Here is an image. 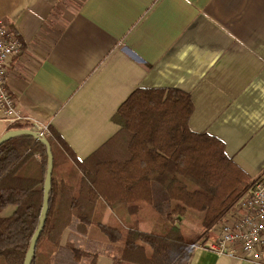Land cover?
<instances>
[{"label":"crops","instance_id":"0c3cea01","mask_svg":"<svg viewBox=\"0 0 264 264\" xmlns=\"http://www.w3.org/2000/svg\"><path fill=\"white\" fill-rule=\"evenodd\" d=\"M0 18L23 43L6 83L28 117L0 120V137L50 126L84 159L135 88L175 87L194 130L264 169V0H0ZM190 264L254 263L197 248Z\"/></svg>","mask_w":264,"mask_h":264},{"label":"trees","instance_id":"16d2710c","mask_svg":"<svg viewBox=\"0 0 264 264\" xmlns=\"http://www.w3.org/2000/svg\"><path fill=\"white\" fill-rule=\"evenodd\" d=\"M194 109L183 89L137 87L112 117L118 131L84 159L48 126L52 186L32 264H190L261 176L194 130ZM47 168V147L31 135L0 145V210L15 207L0 217V264L25 263Z\"/></svg>","mask_w":264,"mask_h":264},{"label":"built area","instance_id":"2783aa9c","mask_svg":"<svg viewBox=\"0 0 264 264\" xmlns=\"http://www.w3.org/2000/svg\"><path fill=\"white\" fill-rule=\"evenodd\" d=\"M19 32L0 18V120L16 123L25 118L17 99L6 83L8 66L22 50ZM45 136L47 126L38 128ZM212 256H222L264 264V175L256 178L235 206L212 229V235L198 246Z\"/></svg>","mask_w":264,"mask_h":264},{"label":"water","instance_id":"95a60500","mask_svg":"<svg viewBox=\"0 0 264 264\" xmlns=\"http://www.w3.org/2000/svg\"><path fill=\"white\" fill-rule=\"evenodd\" d=\"M24 134L32 135L37 140L43 142L46 145L47 150H48V168H47V175H46V180H45L44 202H43V207L41 211L40 223H39V226L36 232L33 235L31 245L26 254L25 263H24V264H32L33 256L36 251V246L41 236V233L44 229L48 211H49V198H50V189L52 186L54 156H53L52 148H51V145L48 139L46 137L40 136L39 133L34 130H28V129L9 130L0 137V145L15 136L24 135Z\"/></svg>","mask_w":264,"mask_h":264},{"label":"rangeland","instance_id":"374dc122","mask_svg":"<svg viewBox=\"0 0 264 264\" xmlns=\"http://www.w3.org/2000/svg\"><path fill=\"white\" fill-rule=\"evenodd\" d=\"M1 124H5V123H1L0 122V125ZM46 134H47V132H46ZM45 134V135H46ZM45 137V136H44ZM253 175H256V176H258V175H264V169H262L261 170V172H260V174L259 173H256V174H254V173H252ZM14 210H15V207L13 206V205H10V206H7L6 208H4V209H1L0 210V217H7V216H10L13 212H14Z\"/></svg>","mask_w":264,"mask_h":264}]
</instances>
